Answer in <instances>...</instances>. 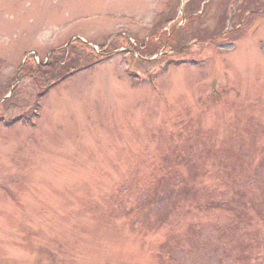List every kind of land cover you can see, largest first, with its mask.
Segmentation results:
<instances>
[{"label": "rangeland", "instance_id": "obj_1", "mask_svg": "<svg viewBox=\"0 0 264 264\" xmlns=\"http://www.w3.org/2000/svg\"><path fill=\"white\" fill-rule=\"evenodd\" d=\"M0 264H264V0H0Z\"/></svg>", "mask_w": 264, "mask_h": 264}, {"label": "trees", "instance_id": "obj_2", "mask_svg": "<svg viewBox=\"0 0 264 264\" xmlns=\"http://www.w3.org/2000/svg\"><path fill=\"white\" fill-rule=\"evenodd\" d=\"M86 52V51H85ZM97 52L95 50H92V51H89V52H86L85 55H87L88 57L92 58L93 61H91L89 64L91 65V67L98 62L99 60V54H96ZM102 57V56H101ZM50 62H52L51 64H49V68L52 69L54 64H56V60H51ZM41 65V64H40ZM39 64H37V66H40ZM135 76V75H134ZM136 77V76H135Z\"/></svg>", "mask_w": 264, "mask_h": 264}]
</instances>
